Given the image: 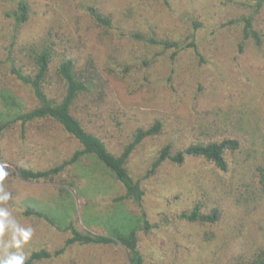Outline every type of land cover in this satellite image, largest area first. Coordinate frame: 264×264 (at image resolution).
<instances>
[{
	"label": "rangeland",
	"instance_id": "rangeland-1",
	"mask_svg": "<svg viewBox=\"0 0 264 264\" xmlns=\"http://www.w3.org/2000/svg\"><path fill=\"white\" fill-rule=\"evenodd\" d=\"M20 1L0 0V120H10L38 104L31 88L11 73L8 57L25 73L34 74L32 48L50 44L55 57L45 82L47 94L56 100L64 97L66 84L58 74L64 60H73L78 72L91 74L90 90L73 105V113L88 130L99 133L111 151H119L136 127L148 128L161 121V131L147 137L129 159L135 179H144L167 144L172 145V153L192 143L225 138L238 139L240 147L226 151L228 169L223 173L201 158L188 157L179 165L165 160L158 171L163 182L145 181L148 192L140 206L133 200H117L124 187L92 155L83 156L52 179L22 178L20 168L49 169L81 146L55 120L28 122L24 131L20 122H14L0 135V166L7 173L2 183L11 193L0 207H6L19 226L31 227L33 234L20 249H6L4 245L11 242V232L6 230L0 235V259L16 252L28 258L37 249L53 252L63 247L70 223L95 234L138 227L143 264H232L237 257L253 256L264 244L260 181L264 36L256 45L252 39H242L243 22L228 24L230 18L248 10L250 0H24L30 6L29 19L17 25L8 13ZM90 6L111 15L112 28L95 24L86 12ZM194 19L202 21L201 28L194 29ZM255 25L264 34V8ZM153 31L159 38L195 34L204 60L190 48L171 62L172 50L131 37L134 32L151 35ZM105 92L108 95L105 100L106 94L100 97L101 105L86 103L87 98ZM112 117H120V123L110 124ZM196 204L205 214L220 207L224 219L207 226L181 217ZM142 207L149 213V229ZM29 208L42 211L54 223L26 214ZM241 218L245 225L234 223ZM189 235L204 241L199 243L200 252L185 250L183 241ZM35 264L132 263L119 246L74 244L63 254Z\"/></svg>",
	"mask_w": 264,
	"mask_h": 264
},
{
	"label": "trees",
	"instance_id": "trees-1",
	"mask_svg": "<svg viewBox=\"0 0 264 264\" xmlns=\"http://www.w3.org/2000/svg\"><path fill=\"white\" fill-rule=\"evenodd\" d=\"M263 8L264 0H250L248 10L244 13L241 12L240 14L235 15L233 18H230L228 24L237 25L238 23L243 22L242 39L244 41H249L252 39L256 45H261L264 34H262L261 31L256 27L255 19ZM86 12L92 16L95 24L98 26L105 29L112 28L113 24L111 23V15L103 13V11L99 10L96 6L88 7ZM29 13L30 6L28 2L22 0L18 3L17 7L13 11L8 13V15L14 19L17 25H21L29 19ZM192 22L194 29H199L202 27V21L194 19ZM190 36L191 35H187L184 38L176 39L172 37L159 38L157 37L155 31H153L151 35H147L142 32L131 33V37L135 39L146 41L152 45H160L163 47V50H172L173 52L169 56V60H171V62H175V59L183 50L185 51L190 48L193 50L196 56L199 58L201 57V61H203L204 58L202 57V54L199 50V44L197 42L196 35L193 34L191 37ZM189 37L190 41L187 39ZM239 44L240 50H242L244 43L241 41ZM31 51L33 55V61L35 62L34 74L25 73L17 67L11 56L8 58L11 62V73L14 74L22 84L31 88L36 100L38 101V104L34 108L26 110L10 120H0V135L14 122H20L22 124V131H24L28 122L47 118L58 122L79 142L81 148L77 149L69 159H66L60 164L46 170H34L28 167L20 168L19 175L24 179H52L60 175L69 166L77 163L83 156L92 155L97 158L99 162L102 163L124 187V193L117 197V200H133L142 206L148 192L147 185L145 186L144 183L147 181V179H151L156 185H158L157 183L163 182L158 171L159 167L164 163L165 160L171 161L174 163V165H179L182 164L188 157L201 158L212 164L215 168H217V170L219 169L223 173L228 169L226 151L228 149L237 150L240 147V141L235 138H225L222 141H212L205 143H192L187 148L179 150L176 153H172V145L167 144L163 146L159 155L150 165L147 173L145 176H143L144 179H135L128 166L129 159L134 151L147 137L157 135L161 131V121H156L154 125L148 128L139 126L136 127L131 132L130 139L126 142V144L123 143V146L119 149V151H111L107 146V142L99 135V133L93 130H88L85 125H83L82 121L73 113V105L81 96L87 94L90 90L88 83L90 84L92 82L89 80L91 79V74L86 76V74L78 72L75 69L73 60H64L58 68V74L66 84V93L61 100H56L51 98L45 90V82L50 73V64L55 57V49L52 45L48 44L41 47H33ZM144 62L146 65L150 64V62L147 60ZM105 94L106 92L102 95L97 94L95 99L89 97L86 99V103L90 104V102H97L96 104L101 105L99 104V99ZM107 95L108 94H106L104 100L106 99ZM120 119V117L117 119L115 117L111 119L110 124H113L114 122L120 123ZM260 169V181L262 190L264 191V167ZM232 198H234V194H232ZM227 200H229V198ZM26 214L36 215L44 219L47 218L49 223H54L52 218H49L45 213L38 209L29 208L26 210ZM148 214L149 213L145 211V208L142 207L141 215L146 229L152 227L148 218ZM239 214L241 215L240 212L236 213V215ZM181 217L190 223L207 226H214L224 219L223 211L220 209V207H214L212 212L205 214L201 212L200 204H196L190 212L183 211ZM242 218L234 220V223L241 226L245 225L244 219L242 220ZM229 222L232 224V226H235L231 221ZM65 229L70 231V236L66 239L63 247L56 249L53 252L50 249L45 248L34 250L28 256V258H25L24 264H35L38 261L59 256L66 251L68 246L74 244L119 246L127 251L132 264H143L141 237L139 235L138 227H132L128 231L114 232L113 234L82 232L78 230L73 223L68 224ZM197 238H194L191 235L185 236L183 243L185 244V250L188 254H196L200 252L199 250L201 246L199 243L202 245L204 241L201 240V242H198L196 241ZM196 263L194 261H190L189 264ZM182 264H188V262ZM232 264H264V244L260 246L257 252L250 258L243 259L241 257H237L235 262Z\"/></svg>",
	"mask_w": 264,
	"mask_h": 264
},
{
	"label": "clouds",
	"instance_id": "clouds-1",
	"mask_svg": "<svg viewBox=\"0 0 264 264\" xmlns=\"http://www.w3.org/2000/svg\"><path fill=\"white\" fill-rule=\"evenodd\" d=\"M6 175L4 166H0V202L8 201L11 198V193L5 190L2 183ZM6 230L11 232V242L4 245L6 249L9 247L20 249L22 244L27 243L33 234L31 227L19 226L11 212L6 207H0V235ZM25 258V254L22 252L11 253L0 259V264H24Z\"/></svg>",
	"mask_w": 264,
	"mask_h": 264
}]
</instances>
